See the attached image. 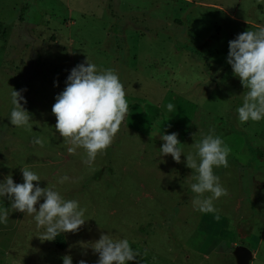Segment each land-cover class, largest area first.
<instances>
[{
    "label": "rangeland",
    "instance_id": "rangeland-1",
    "mask_svg": "<svg viewBox=\"0 0 264 264\" xmlns=\"http://www.w3.org/2000/svg\"><path fill=\"white\" fill-rule=\"evenodd\" d=\"M261 27L264 0H0V182L11 174L23 183L27 167L40 177L34 184L86 209L78 232L56 237L60 249L39 239L46 229L33 215L0 197L8 211L0 264H63L65 255L97 264L92 247L102 233L127 239L139 264H236L237 245L252 251L250 264H264V118L239 121L247 89L227 63L229 41ZM87 58L114 70L129 106L91 165L82 148L68 153L52 113ZM21 89L31 128L9 119L11 92ZM210 130L231 149L228 167L213 169L228 195L213 201L216 212L201 213L186 155ZM171 133L181 143L179 164L160 154L161 135ZM37 137L43 147L32 143Z\"/></svg>",
    "mask_w": 264,
    "mask_h": 264
},
{
    "label": "clouds",
    "instance_id": "clouds-1",
    "mask_svg": "<svg viewBox=\"0 0 264 264\" xmlns=\"http://www.w3.org/2000/svg\"><path fill=\"white\" fill-rule=\"evenodd\" d=\"M227 63L231 65L233 75L238 77L242 86L247 89L243 96L242 106L237 108L238 119L241 123L249 120L260 121L264 118V27L258 31H245L237 38L229 41ZM58 86V82H54ZM11 92L13 105L10 122L15 127H29L31 117L21 101H27L22 92ZM126 93L118 75L112 69L98 70L89 62L74 67L66 80L65 89L56 96L52 113L56 117L55 129L70 145L67 151L76 154L82 148L85 156L82 162L91 165L98 153L106 150L113 142L120 125L128 114ZM172 112L174 105H167ZM177 133L161 135L164 141L160 148L161 156L171 155L176 163H181L182 150L178 147L180 141ZM34 145L44 146L42 138H34ZM193 152L186 155V167L195 173L192 177L196 182L190 185L193 193L197 194L192 201L193 209L201 213H213L217 209L213 201L228 192L214 174V167H228L227 157L231 149L224 144L221 137L210 130L202 140L193 144ZM23 183H15L9 174L0 182V197H7L11 208L21 213L33 215L37 228L46 231L39 236L41 241H53L61 233H76L85 223L86 209L79 207L76 200H65L52 187L41 188L38 184L40 177L27 167L21 168ZM67 175L59 179L63 184L69 181ZM205 193L210 195L205 197ZM43 198V203H39ZM219 219V215L216 216ZM8 211H0V222L7 223ZM99 255L97 264H128L129 261H139V251L133 250L127 239L114 240L107 234H101L92 247ZM63 264H72V257H62ZM78 264H86L81 259Z\"/></svg>",
    "mask_w": 264,
    "mask_h": 264
},
{
    "label": "water",
    "instance_id": "water-1",
    "mask_svg": "<svg viewBox=\"0 0 264 264\" xmlns=\"http://www.w3.org/2000/svg\"><path fill=\"white\" fill-rule=\"evenodd\" d=\"M232 254L236 264H250L253 260L252 251L244 245H237L233 248Z\"/></svg>",
    "mask_w": 264,
    "mask_h": 264
},
{
    "label": "trees",
    "instance_id": "trees-1",
    "mask_svg": "<svg viewBox=\"0 0 264 264\" xmlns=\"http://www.w3.org/2000/svg\"><path fill=\"white\" fill-rule=\"evenodd\" d=\"M53 241H54L55 245H57L60 249H63V245H61L57 239H55Z\"/></svg>",
    "mask_w": 264,
    "mask_h": 264
}]
</instances>
